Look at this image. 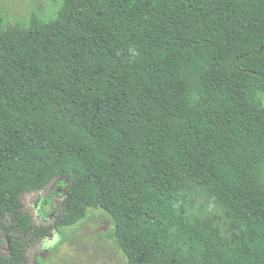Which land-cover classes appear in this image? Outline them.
<instances>
[{
  "label": "trees",
  "instance_id": "obj_1",
  "mask_svg": "<svg viewBox=\"0 0 264 264\" xmlns=\"http://www.w3.org/2000/svg\"><path fill=\"white\" fill-rule=\"evenodd\" d=\"M58 1L0 15V264L90 209L127 264H264V0Z\"/></svg>",
  "mask_w": 264,
  "mask_h": 264
},
{
  "label": "rangeland",
  "instance_id": "obj_2",
  "mask_svg": "<svg viewBox=\"0 0 264 264\" xmlns=\"http://www.w3.org/2000/svg\"><path fill=\"white\" fill-rule=\"evenodd\" d=\"M59 6L58 0H0V15L8 25L20 20L29 23L34 14L46 21L55 16ZM62 182L60 179L55 181V188H63ZM24 198L27 209L33 211V204L29 202L31 196ZM43 205V214L47 216L51 211L48 209L50 203ZM111 218L102 209H90L78 224L64 227L62 234L38 246L34 264H127V258L116 242V223Z\"/></svg>",
  "mask_w": 264,
  "mask_h": 264
},
{
  "label": "flooded vegetation",
  "instance_id": "obj_3",
  "mask_svg": "<svg viewBox=\"0 0 264 264\" xmlns=\"http://www.w3.org/2000/svg\"><path fill=\"white\" fill-rule=\"evenodd\" d=\"M55 185L52 184L50 186L48 192H45L44 194L42 193L43 195L37 197V201L35 203L37 211H39L40 216L44 217L45 221L46 220H50V219H48L50 217V215L55 213V209L57 208L56 207V205H57V203H56L57 199L56 198L57 197L58 198L61 197L62 193L64 191V186H65L64 182H62L63 188H61L60 190L56 189ZM50 190H51V192H50ZM49 203H50V205H49L48 209L51 210V211L49 212V214L47 216H45L43 214L42 205L44 204L43 206H46Z\"/></svg>",
  "mask_w": 264,
  "mask_h": 264
}]
</instances>
